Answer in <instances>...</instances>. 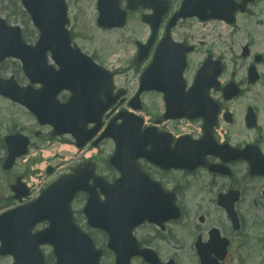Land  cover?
I'll use <instances>...</instances> for the list:
<instances>
[{
    "label": "flooded vegetation",
    "instance_id": "1",
    "mask_svg": "<svg viewBox=\"0 0 264 264\" xmlns=\"http://www.w3.org/2000/svg\"><path fill=\"white\" fill-rule=\"evenodd\" d=\"M69 8L76 9L78 20L90 22L107 20L117 22L125 15V21L128 24L131 20H141L146 16L155 15L154 11L161 8L159 0H65ZM168 1L167 15L162 19L161 25L157 32L152 36V31L147 27L145 44L147 47L146 64L152 62L156 51L161 45V53L166 59L176 61L180 59L182 52L177 45L182 44L186 47V68L182 72L181 78L177 73L178 66L165 68L167 73H160L159 76L166 78L159 84H153L154 88L150 92L153 107L152 125L156 129L157 150L160 158L165 155V162L161 161L158 166L150 165L141 160V164L161 188L169 191L174 196V204L180 209L182 214L181 220L187 221L188 218L195 220L199 224L201 233L192 240L191 245L188 243L187 251L181 248L169 247L168 241H162L163 237L158 235L157 230L165 233L175 222H168L163 228L154 227V235L150 234L143 239L142 245L155 251L160 264H201L199 257L200 247L194 246V243L200 240L205 244L210 239V232L214 229L219 231L222 237L229 241V246L223 254L220 245L210 247L212 253L210 259L215 260L218 264H230L232 244L237 237L241 235L247 223L243 218V207L246 199H253L255 205L264 199V96H249V92L258 83L264 82V73L260 68L264 65V56L255 55L251 46H247L246 53L240 51V58L246 60L243 64L238 60L235 65L229 60H224L226 55L218 52L216 42H208V46L201 48L200 45L205 41L195 42L196 31L193 25H187L186 21L179 22L168 32L172 42H163L167 36V25L171 16L178 12L179 6L183 0H166ZM239 2L240 0H235ZM19 11V9H11ZM11 11H9L10 13ZM81 16L79 17V15ZM236 20L233 25L221 21H211V23H220L225 27H233L237 24L240 17L235 13ZM188 22V21H187ZM198 22V21H197ZM188 26L184 34L180 28ZM227 58V57H226ZM236 58V57H235ZM258 59L256 70H258L257 82L252 84L247 77L246 67L251 66L252 62ZM210 59L211 62L216 60L225 63L222 74L216 79L212 87L207 90L211 100H205L204 95L192 93L193 97L185 95L193 84L197 72L202 68L204 62ZM229 64V67L226 65ZM264 67V66H263ZM212 67L206 70L205 82L208 84L213 81ZM263 70V68H261ZM207 84V85H208ZM229 85V86H228ZM239 90L236 97H228L227 89ZM230 87V88H228ZM264 87V86H263ZM171 95L170 103L179 107L180 103L188 101L191 105H198L205 108L202 116L191 119H167L165 117L166 103L165 94ZM171 106L173 104L171 103ZM173 106V108H175ZM215 120V121H214ZM214 121V124L212 122ZM206 123H210V130L205 133ZM204 133L207 135L206 142L202 147L195 150H188L190 155L194 153H204L206 159V168L198 167L194 171L180 170L171 168L173 156L178 154L184 145H195V141L203 138ZM184 137V138H183ZM183 138V139H182ZM182 141L179 142V140ZM2 146H0L1 148ZM234 152L239 154L235 155ZM232 191L238 193V202L234 209L237 212L238 230L233 231V224L229 220L227 212L223 206L228 201V195ZM259 191V198L255 199V193ZM242 205V206H241ZM263 205V203H262ZM233 231V234L231 233ZM167 237L172 238L168 233ZM168 239V240H169ZM168 246L167 250L159 246ZM185 252V253H184ZM184 255L186 258H184ZM183 256V259L179 258ZM133 264H148L140 258H134ZM11 262V260H10Z\"/></svg>",
    "mask_w": 264,
    "mask_h": 264
},
{
    "label": "rangeland",
    "instance_id": "2",
    "mask_svg": "<svg viewBox=\"0 0 264 264\" xmlns=\"http://www.w3.org/2000/svg\"><path fill=\"white\" fill-rule=\"evenodd\" d=\"M0 6L1 16L6 19L8 23L13 25L19 24L22 26L23 21H25L26 27L24 31L26 32V37L29 36L30 41L34 42L37 37L33 34L32 27L28 23V19L23 16L21 17L19 13L14 15L12 10H10L11 7L7 3V0H1ZM9 10L11 13H9ZM243 17L240 22H238V25L234 26L232 29L219 24H211L207 27L206 31H201V36H207L210 43L216 42L218 45V52L220 54L224 52L227 57L226 59L234 65L238 61L235 57H238L241 47H243L245 43H253V53L258 52L264 55V0H258L255 2L250 8L249 13L247 15H243ZM95 25L96 23L94 22H81L80 24L71 25L72 33L75 35H72L73 42L87 55H90L91 57L95 55L96 61L102 66H105L112 71L116 70L117 85L128 88L129 93H131L137 85V75H135V68L129 65V56H131V52L135 44L134 42L141 41L145 37L146 31L144 27L136 21L131 20L129 26L122 31L102 34L95 33ZM22 28H24V26H22ZM263 66L261 67L263 70H260L264 73ZM0 70L1 75L4 77L13 75L17 80L25 82L19 64L14 61L7 62V64ZM263 86L264 82L258 83L257 86L251 89L248 95L255 97L264 96ZM146 103L150 107V97L146 99ZM3 123H14L18 126V128L24 125L25 128L30 131L27 132L32 133V135H34L33 132L36 131H40L41 133L46 131L45 128H38L36 123H34L33 118H29L22 107H18L10 102H4L0 99V124ZM34 143L36 145H43L40 144V138L37 140L34 139ZM44 147L45 150H43V155H49L51 158V161L49 162L52 164L58 162L61 157H63V159L68 158L81 160L84 159L86 155L89 156L92 154L86 149V151L82 154L77 153L74 155V151L71 149L73 152L63 153L62 151L58 155V152L60 151L58 144L54 143L47 146L45 145ZM111 147V142L105 143L101 147L99 153L102 159L107 158ZM35 154L38 155L36 159L41 160V153L38 152ZM54 154L59 157H54ZM98 162L101 163V160L99 159ZM32 168L33 167L29 168L26 165L23 166L22 163H19L17 170L13 172L11 171L10 174L0 170V213L11 207H7L6 198L9 197L8 187L12 184V180L14 179L13 177L22 174L23 172L29 174ZM101 168L104 175H109L107 171L103 169L102 163ZM51 177L52 179H55L56 175ZM259 197L260 195L258 191V193H255V199ZM251 199L253 198L251 197ZM251 199H246V202H244V209L242 211L244 212L246 222L248 223V229L242 237L244 240H249V242L248 245L244 247L242 246L240 249L239 245L242 237H236L238 239L233 241L231 259L229 261L230 264H239L241 258H244V262L241 264H264V199H262V202H258L257 205H255ZM81 205L82 203L78 200L74 205L75 211H78ZM78 219V224L83 227V220L80 218ZM182 226H184L182 229L177 228V232L175 229L173 236H171L172 238H170L167 243H169V247L175 249L181 248L182 250L187 251L188 243L191 245L192 240H194L198 236V233H201V231L198 228L199 224L190 218H188L187 222H183ZM144 232L149 233L150 230L146 228ZM144 232H142V234H144ZM96 237L100 241L99 244L101 245L103 241L99 236L96 235ZM258 237L259 241L257 239ZM163 243L159 242V246L164 248V250H167L168 246H163ZM186 253H189V250ZM184 258H186L185 255ZM104 261L108 262V259L105 258ZM7 262L8 261H5V264Z\"/></svg>",
    "mask_w": 264,
    "mask_h": 264
},
{
    "label": "water",
    "instance_id": "3",
    "mask_svg": "<svg viewBox=\"0 0 264 264\" xmlns=\"http://www.w3.org/2000/svg\"><path fill=\"white\" fill-rule=\"evenodd\" d=\"M28 13L32 17V21L37 28L40 29L41 38L35 48L26 47L19 35V28H12L5 25V22L0 19V61L4 60L6 56L21 58L23 60V69L27 77L36 83L37 76L42 75L46 88L44 89L46 96H50L52 91L54 93L58 88L64 87H79L87 84L90 80L95 78V75L100 71L92 62L80 56L78 50L71 49L69 46L70 40L64 30V20L62 21L61 13L49 14L43 8L46 7L49 0H21ZM246 2V0H244ZM51 53L54 62L60 68L56 72L50 66H46V53ZM42 71L36 65H39ZM108 76V75H107ZM13 81H0V92L7 90V96H10L14 101L22 102L26 100L28 93L26 90L16 89ZM147 83V81L145 82ZM111 80L108 76V86L110 87ZM5 94V93H4ZM38 94L30 98L31 103H25L29 109L36 113L40 123H51L49 118L53 120L57 130L74 131V126H79L80 119L73 117L75 112V104L77 102L85 103L90 107V100H75L72 105L60 106L55 104V111L47 112L51 109L50 106L46 108H39ZM64 115V117L62 116ZM89 121L91 118H86ZM118 147L121 143V138H118ZM91 174L90 170L79 169L76 175L69 177L66 180L56 184L54 188L50 189L37 201L34 205L24 207V209L13 211L3 215L0 218V238L3 244L2 249L9 247L6 242L4 230L1 226L7 222L14 221H29L31 226L36 222L42 220H49L51 225L40 236L36 237V245L50 242L55 247L57 253L58 264H69V253L71 257L76 259L77 264H96V258L99 253L95 252L92 247L91 240L84 236L80 230L73 226L68 202L73 194L78 189H84L85 181ZM123 181V179L121 180ZM115 188L110 189V194L107 195L106 206L110 207L113 194L111 192ZM31 227H28L26 232L29 233Z\"/></svg>",
    "mask_w": 264,
    "mask_h": 264
},
{
    "label": "bare ground",
    "instance_id": "4",
    "mask_svg": "<svg viewBox=\"0 0 264 264\" xmlns=\"http://www.w3.org/2000/svg\"><path fill=\"white\" fill-rule=\"evenodd\" d=\"M66 148H68V147H66Z\"/></svg>",
    "mask_w": 264,
    "mask_h": 264
}]
</instances>
